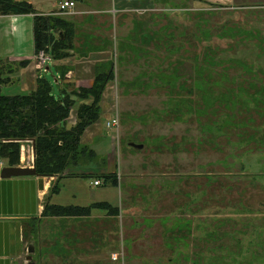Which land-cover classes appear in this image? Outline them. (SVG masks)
<instances>
[{"label":"rangeland","instance_id":"rangeland-1","mask_svg":"<svg viewBox=\"0 0 264 264\" xmlns=\"http://www.w3.org/2000/svg\"><path fill=\"white\" fill-rule=\"evenodd\" d=\"M59 1L32 0L46 13L58 9ZM114 1L116 6L112 0H83V8H109L110 14L86 13L72 20L78 38L85 44L90 39L97 50H114L117 40L119 73L111 86L119 98L120 130L107 129V153L89 166L101 172L106 165L123 183L96 188V178L66 180L52 203H107L126 210L131 203L122 207L123 188L130 184L129 195L138 194L139 209L146 203L150 208L140 215L137 211V221L131 216L106 219L107 212L97 208L88 218L28 221L25 249L16 264H29L31 243L35 264H264V0ZM14 22H4L6 41L0 36V47L15 49L11 54L20 57L34 54L33 18L19 19L18 27ZM9 58L0 60L16 62ZM54 65L50 62V70L40 75L60 98L63 88ZM158 73H181L175 91L183 86L192 91L182 93L191 107L182 119L170 114L175 103ZM15 82L2 94L24 95ZM185 175L189 185L180 180ZM164 178L169 179L164 187L175 185L157 198L159 185L146 186ZM174 203L195 208V214L182 224L170 223V239L161 237V222L152 229L145 228L150 220L141 223L170 215ZM30 225L36 227L32 233ZM180 227L192 231L186 242L176 238Z\"/></svg>","mask_w":264,"mask_h":264},{"label":"trees","instance_id":"trees-1","mask_svg":"<svg viewBox=\"0 0 264 264\" xmlns=\"http://www.w3.org/2000/svg\"><path fill=\"white\" fill-rule=\"evenodd\" d=\"M11 14L33 16L34 55L46 51L55 62L72 56L76 38L74 22L53 13L51 15L39 14L27 0H0V16H11ZM165 36L168 39L172 38L170 34ZM88 47L91 48L90 45ZM96 49L91 48L92 51ZM29 63L28 61L0 60V163L5 161L7 167H21V150L27 142H30L35 149L34 164L38 176L56 179L50 190V195L58 193L59 182L65 178H96L103 180L105 185L112 184L118 187L119 177L115 174L88 175L81 173L98 157L92 146L83 143V136L86 130L102 117L101 102L108 84L115 80V64H109L108 71L96 74L91 88L70 92L67 85L63 88V95L60 98L53 94L51 83L44 77L37 79L36 88L29 95H3V88L13 84L14 76L22 68H26ZM202 65L203 63L200 62L198 68L202 67L203 69L204 65ZM61 72V76L56 80L60 84L67 75L65 71ZM199 73H203V70H199ZM158 74L163 85L170 90L169 100L175 103L170 114L182 119L186 112H191L190 100L187 95H191L192 91L185 86L175 91V79H181V73ZM122 84H124L123 86L127 85L125 82ZM182 93L187 95L182 97ZM76 99L83 100L85 103L78 106L77 123L70 127L68 119L73 107L76 106ZM88 100L89 103H86ZM138 136L136 135V137ZM146 142L148 141L145 140L143 143ZM159 142H161L160 138ZM185 177H181L180 180H183V183L190 182L188 175ZM164 181H169V179L164 178ZM49 200L48 197L42 217L88 218L91 217L92 210L95 208L103 209L107 212L106 216L114 220L121 214L119 208H114L107 203L96 204L92 207H63L51 204ZM183 227H180L181 230ZM33 228H36L35 225H30L29 233H32ZM27 232L25 230V237Z\"/></svg>","mask_w":264,"mask_h":264},{"label":"crops","instance_id":"crops-1","mask_svg":"<svg viewBox=\"0 0 264 264\" xmlns=\"http://www.w3.org/2000/svg\"><path fill=\"white\" fill-rule=\"evenodd\" d=\"M29 3H31L33 6L32 0H27ZM67 1H73L76 4V7L74 9V13L72 15H68V17H73L71 19H68L72 22L75 23V19L79 15H86L89 13H95V14H110V9L105 8V9H97V10H87L83 8L82 5H84L83 0H67ZM113 5L116 6V3L114 0ZM97 2V1H96ZM94 3V1H93ZM100 3H94V5H99ZM35 8V6H34ZM36 9V8H35ZM115 9V8H114ZM36 11L39 14L42 15H51L57 14L56 12L58 11L57 8L51 12H43V11ZM116 13H118L116 11ZM120 13V11H119ZM113 14V13H111ZM115 15V14H114ZM27 17L33 18V16H16L12 15L11 16H0V36L5 40V37H3V30L5 28V21L7 20H15V24L18 27L19 24V19H24ZM75 17V18H74ZM73 19V20H72ZM76 24V23H75ZM77 33V27H76V38H75V50L72 53V56L70 58H67L62 61H52V63H55V67L57 68V71L59 73V77L61 76V71H65L67 73L65 80L62 81L60 84L62 88L67 86V84H72L75 86L74 88H70L69 91L73 90H80V89H89L93 86L94 80L96 77V74L102 73L105 71L109 70V64L117 62L118 61V55H117V40H115V49H101V50H91V48H96L98 45H94L91 43L90 39H86V44L84 43V40H80L78 38ZM19 34V38L22 39L21 35V30H17L16 35ZM18 44L21 43L22 41L17 38ZM89 40V41H88ZM95 43V40L100 41L99 39H92ZM6 41V40H5ZM96 41V42H97ZM77 42V43H76ZM17 44V45H18ZM82 48V46H84ZM88 45L91 46L88 47ZM20 48H17L19 51ZM15 49H2L0 47V58L2 56L4 57H11L9 59L16 61V62H23V61H28L30 62L26 68H22L15 76V83H18L22 87L24 95H29L31 94L35 88H36V82L39 77H42L40 72L37 71L36 66H35V49H34V54H28L20 57L18 54H11L13 53ZM115 73H119L118 71V66L115 65ZM115 82V80L113 81ZM111 82L108 84L106 91L103 95L102 102H101V110H102V117L101 119L88 128L85 132V135L83 136V143L92 146L94 151L99 154V155H104L107 153V151L104 149V139H105V133L107 132L106 128V123L111 121L113 117L116 114H119L118 108H119V98L116 88L114 89L111 84ZM76 106L73 107L70 117H73L77 114V109L78 106L82 103H85L83 100L76 99ZM78 101V102H77ZM89 103V100L86 101V103ZM111 118V119H110ZM69 123V122H68ZM69 126L72 127V124L69 123ZM118 133V132H117ZM22 150V157H21V167H26V168H31L33 167L34 163V148L30 142H27L23 146ZM4 168L7 167L6 162L3 161ZM93 166H87L84 170L81 171V173L88 174V175H97V174H103V175H114L116 174L115 172H111V168H106L105 166H101L100 169L101 172H96L93 171L94 168H91ZM106 168V169H105ZM119 180L121 179V176L118 174ZM72 179H77V178H65L62 179L59 182V188L60 190L58 193L60 194L64 188L62 186L63 182L66 180H72ZM97 180V179H96ZM99 179L98 181H100ZM162 182H156L155 179L151 181L146 187L151 189L154 186L160 187V189L156 190V197L160 198L162 194V190L168 189L170 190L173 188L175 185L172 184L170 187H164L163 184L164 179H162ZM104 184V181L101 180ZM56 182L55 178H49V177H40V176H34V177H20V178H10V179H2L0 178V264H16L18 260L22 258L24 249H25V223L28 221H31L35 218H40L43 215L45 205H47V200L48 197L50 198L49 202L53 204L54 199L57 197L55 194L50 195V190L52 189L53 184ZM123 183V182H122ZM121 183V184H122ZM121 184L119 186H121ZM189 185L190 182L183 183V185ZM102 185V186H103ZM94 187H96L94 185ZM100 188V187H96ZM126 189L123 188L125 191L126 195H122V207L125 202L127 204L128 202L131 203V207H126L120 208L121 214L120 218L123 219L124 216L130 217L131 219L137 221V211L138 215L143 214L144 211L149 210V206L146 205L143 206V209H139V207L136 205V200L138 197V194L135 195H129L130 191V184H127L125 187ZM155 189V187H154ZM58 194V195H59ZM140 196V195H139ZM142 197V196H140ZM134 199L133 201H130L131 199ZM59 199V198H58ZM95 199V198H94ZM126 199V200H123ZM142 199L146 201L148 198L142 197ZM61 200L59 199V202ZM95 201V200H94ZM98 201V200H97ZM175 201V199L173 200ZM93 203V202H92ZM193 203V202H192ZM54 205H59V204H54ZM134 206L137 207V209H134ZM129 210V212H127ZM195 208H189L188 205L186 204L185 206H178V204H173V209L170 212V215L167 216H159V217H154V219L150 218H143L141 223H146L147 220H150L151 225L146 226L145 228L147 229H152L154 225L158 222H161V228L162 231H160L161 237L165 240L170 233L167 234L166 227L170 225V223L173 224V222H184L186 221L189 217L187 215L191 216L195 214L194 212ZM187 212V213H185ZM92 216V215H91ZM106 219L110 218L107 217L106 215L104 216ZM140 217V216H139ZM183 218H186L185 220ZM105 219V218H104ZM164 221V222H163ZM188 221V220H187ZM164 223V224H163ZM171 224V225H172ZM170 225V226H171ZM174 225V224H173ZM141 227V225H140ZM188 228H184V230H181L178 232L176 238L179 240L180 237L187 241L192 235V231ZM182 232V234L180 233ZM174 232L172 233L173 236ZM186 237V238H185ZM141 238V237H140ZM170 239V238H169ZM141 241V239H139ZM167 248L170 247V244L167 242L165 243ZM179 244H177L178 246Z\"/></svg>","mask_w":264,"mask_h":264},{"label":"built area","instance_id":"built-area-1","mask_svg":"<svg viewBox=\"0 0 264 264\" xmlns=\"http://www.w3.org/2000/svg\"><path fill=\"white\" fill-rule=\"evenodd\" d=\"M76 7L75 2L73 1H67V0H60L59 5H58V11L56 12L57 15L59 16H64V15H72L74 13V9ZM53 60L51 59V56L46 52V51H41L39 54L36 55L35 58V66L38 72L40 73H46L47 71L50 70L48 68L49 63L52 62ZM69 123L72 124V126H75L77 123V114L71 118L68 119ZM120 117L119 114H116L111 121L106 123V128L107 129H115L118 133L120 130ZM22 150H24L22 148ZM21 150V151H22ZM23 152V151H22ZM4 169L3 162L0 163V178L2 176V171ZM96 187H101L103 185L102 181H96L94 183ZM114 260H117V256H113Z\"/></svg>","mask_w":264,"mask_h":264},{"label":"water","instance_id":"water-1","mask_svg":"<svg viewBox=\"0 0 264 264\" xmlns=\"http://www.w3.org/2000/svg\"><path fill=\"white\" fill-rule=\"evenodd\" d=\"M132 148L137 149V150H142L144 146H139L136 144H131L130 145ZM34 163H35V149H34ZM33 163V164H34ZM38 176L37 170L35 167V164L31 168H26V167H5L2 171V179H10V178H20V177H34ZM35 255V246L33 243H31L28 246V257L26 258L27 262L29 264H35L33 262V256Z\"/></svg>","mask_w":264,"mask_h":264}]
</instances>
